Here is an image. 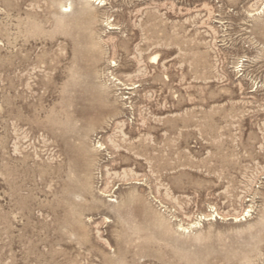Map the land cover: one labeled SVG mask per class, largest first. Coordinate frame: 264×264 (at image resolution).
Segmentation results:
<instances>
[{
	"label": "rangeland",
	"instance_id": "374dc122",
	"mask_svg": "<svg viewBox=\"0 0 264 264\" xmlns=\"http://www.w3.org/2000/svg\"><path fill=\"white\" fill-rule=\"evenodd\" d=\"M0 264H264V0H0Z\"/></svg>",
	"mask_w": 264,
	"mask_h": 264
},
{
	"label": "bare ground",
	"instance_id": "6f19581e",
	"mask_svg": "<svg viewBox=\"0 0 264 264\" xmlns=\"http://www.w3.org/2000/svg\"><path fill=\"white\" fill-rule=\"evenodd\" d=\"M90 1H93V0H90ZM155 60H156V57H153V58H152V61H155ZM129 89H130V88H129Z\"/></svg>",
	"mask_w": 264,
	"mask_h": 264
}]
</instances>
